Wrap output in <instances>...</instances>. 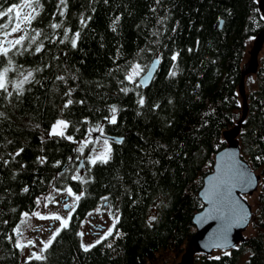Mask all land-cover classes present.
<instances>
[{
  "label": "trees",
  "instance_id": "trees-1",
  "mask_svg": "<svg viewBox=\"0 0 264 264\" xmlns=\"http://www.w3.org/2000/svg\"><path fill=\"white\" fill-rule=\"evenodd\" d=\"M29 2L24 40L0 41L8 49L0 54V264H174L196 229L192 216L204 204L197 192L226 144L223 132L244 111L240 73L250 39L264 28L257 0ZM13 4L26 7L0 0V12ZM13 12L0 16V35L12 30ZM154 57L148 85L140 75L126 79L133 63L142 74ZM244 88L237 137L260 175L250 202L254 232L219 255L196 253L193 264H239L244 250L245 264H264V43ZM59 119L63 136L49 132ZM89 132L122 140L108 139V156L92 163L76 143ZM66 187L81 197L68 225L41 259L24 256L16 226L39 197ZM104 202L117 212L114 226L86 246L80 222Z\"/></svg>",
  "mask_w": 264,
  "mask_h": 264
},
{
  "label": "water",
  "instance_id": "water-1",
  "mask_svg": "<svg viewBox=\"0 0 264 264\" xmlns=\"http://www.w3.org/2000/svg\"><path fill=\"white\" fill-rule=\"evenodd\" d=\"M258 7L264 14V0H257ZM264 43V28L253 36L248 57L244 62L238 84L243 99L244 111L237 123L223 132L226 144L214 154L212 169L203 177L198 196L203 207L192 216L196 229L188 238L184 250L174 264H193L196 253L210 254L213 249H230L244 238V229L250 222L252 207L245 194L253 193L258 188L260 175L241 156L237 137L240 122L247 111L244 79L249 72L258 67V54ZM158 61L154 57L138 81L146 86L152 80ZM104 138L121 141L114 135H101ZM83 169V159L77 166ZM106 203V202H104Z\"/></svg>",
  "mask_w": 264,
  "mask_h": 264
},
{
  "label": "rangeland",
  "instance_id": "rangeland-1",
  "mask_svg": "<svg viewBox=\"0 0 264 264\" xmlns=\"http://www.w3.org/2000/svg\"><path fill=\"white\" fill-rule=\"evenodd\" d=\"M17 11H19L20 15L17 17ZM31 10L27 7L19 6L18 9L14 10V21L13 27L17 23L20 24V30L17 32H12V30L8 33H2L0 35V41L3 43L4 41L13 42L15 39L19 38L23 35V31L26 25V21L23 17L30 13ZM252 39H250V45L252 43ZM136 63H133L128 70L127 75L132 73V69L136 66ZM141 74V68L138 75L134 76V79L137 78ZM1 79V76H0ZM61 120V119H59ZM58 121V120H57ZM56 121V122H57ZM64 121V120H63ZM53 123V125L56 124ZM52 127L49 132H52ZM64 128L61 127L58 131H63ZM77 143L79 150L83 147V150L87 148L88 158L92 161L94 158L101 157V154H104L102 158L104 159L108 156L110 152V145L108 139L104 137L98 136L97 134L88 133L85 137L80 139ZM69 187L63 189H52L47 192L43 196L39 197V203L34 210L31 212H27L28 216L23 215L20 222L16 226L15 230L17 232V242L23 246V255L24 256H32L38 255L42 252L45 243H48L49 240L53 237L57 229L61 226V221L56 220L53 217V214L60 216L63 219H68L72 209L76 203L75 197L79 195V191L74 192L72 189L73 195L68 194ZM253 193L245 194L246 199L253 203ZM65 205L69 207L66 208ZM99 209V211H97ZM40 213L43 217H48L45 219L38 218L33 215V213ZM91 213V215H89ZM117 212L112 208V206L108 203H99L94 208L89 210L83 219L80 222L79 230L81 235L82 244L88 246L92 243L99 240L101 237L107 235L109 233V229L112 228L115 220H116ZM23 221V223H22ZM89 221H91L94 225L105 224V227L100 229L101 231L95 232L96 226H92ZM92 226V227H91ZM18 229V231H17ZM254 232V229L249 222L247 227L244 229V235H249ZM31 242V243H29ZM228 249H213L210 253L211 255H219ZM248 256V251L244 250L239 257V264H245V261ZM172 258V254H171ZM179 260V258L177 259Z\"/></svg>",
  "mask_w": 264,
  "mask_h": 264
},
{
  "label": "snow or ice",
  "instance_id": "snow-or-ice-1",
  "mask_svg": "<svg viewBox=\"0 0 264 264\" xmlns=\"http://www.w3.org/2000/svg\"><path fill=\"white\" fill-rule=\"evenodd\" d=\"M60 2H61V4H64L65 0H60ZM25 6L31 8V7H32V4L29 2V0H25ZM18 7H19L18 5L13 4L12 6H10V7L7 9V12H0V16H2V15H8L9 13H12L14 10L18 9ZM34 10H35V9H33V11H34ZM16 14H17V17H19V15H20L19 11H17ZM61 14H63V13H61ZM32 18H34V17H32L31 13H28V14H26V15L23 17V19H24L25 21H28V22H30V19H32ZM81 23H83V20L81 21ZM5 27H7V25H5ZM52 27H53V28H59V27H61V25H60L59 23H57V24H53ZM19 30H20V24L17 23V24L15 25V27L12 28V32H17V31H19ZM38 34H39V33H37V35H38ZM78 36H79V33H76V37H77V38H78ZM34 39H35V38H33V40H34ZM65 39H68L67 35H65ZM23 40H24V36H20L19 39H17V40L15 41V44H20L21 41H23ZM71 44H72V47L75 48V47H76V39H73V40L71 41ZM36 51L39 52V51H40V48L37 47V48H36ZM7 53H8V49H7V48H2V46H0V54H3V55H5V56H7ZM172 59L175 60V59H176V56L174 55V56L172 57ZM9 62H10V61H9ZM158 62H159V61H156V63H158ZM7 71H8V69H5V70H4V73L6 74ZM139 71H140V66H139V65H136V66L132 69V73L129 74V75L126 77V79H127L129 82H134V76H135V75H138V74H139ZM175 74H176L175 72H171V73H169V75H171V76H174ZM29 75H31V73H29ZM25 79H27V77H26ZM59 79H63V78H62V77H59ZM4 88H5V84L3 83V80L0 79V89H4ZM121 90H122V91H125V92L127 91V89H121ZM71 103H72V101H71V100H68V102H67V104L65 105V107H67V105H70ZM139 103H140L141 106H143L144 100H143L142 97H141V99L139 100ZM111 111H112V113H113V116H112V118H111V123H116V117H115L116 108H115V107H112ZM61 127L66 128V127H67V124H66V122L63 121V120H58V121L56 122V124L53 125V128H52V132H53V134H57V135H61V136H63V135H64L63 131H58V129H60ZM68 139H72V137L69 136ZM80 151H81V152L83 151V147L80 149ZM18 154H19V153H17V155H18ZM103 155H104V154H101V157H97V158H102ZM97 158H94V159L92 160V163H95ZM257 159H261V157H257ZM104 162H107L106 159L104 160ZM25 191H27V189H25ZM67 191H68V194H69L70 196L73 195L72 190H71L70 188H69ZM80 198H81V197H80L79 195H77V196L75 197V199H76L77 201L80 200ZM105 199H106V198H105ZM38 203H39V201H38ZM65 207L68 208L69 206H68V205H65ZM97 211H99V209H97ZM24 215H25V216H28V213H24ZM33 215H35V216H37L38 218H41V219L48 218V217H43V216H41L40 213H38V212H37V213H33ZM89 215H91V213H89ZM52 218L61 221V228L66 227V226L68 225V222H69L68 219H63V218H61L60 216L55 215V214H53V217H52ZM70 218H71V217H69V219H70ZM152 220H155V217H152ZM22 223H23V221H22ZM113 226H114V225H113ZM60 230H61V229H57L56 233H55V234L53 235V237L49 240V242L44 244V249H45V250L49 247V245H50V243H51V240H54V239H55V235H57V234L59 233ZM17 231H18V229H17ZM110 233H111V229H109V234H110ZM80 235H83V233H80ZM29 243H31V242H29ZM97 243H99V241H97ZM93 246H94V245H93ZM87 250H88V248L85 247V251H87ZM34 258L37 259V260H39V259H41L42 257L39 256V255H35Z\"/></svg>",
  "mask_w": 264,
  "mask_h": 264
},
{
  "label": "flooded vegetation",
  "instance_id": "flooded-vegetation-1",
  "mask_svg": "<svg viewBox=\"0 0 264 264\" xmlns=\"http://www.w3.org/2000/svg\"><path fill=\"white\" fill-rule=\"evenodd\" d=\"M89 223L92 225V226H96V229H99V230H94L95 232L97 231H101L100 229L104 228L105 227V224H99V225H94L91 221H89ZM91 226V227H92Z\"/></svg>",
  "mask_w": 264,
  "mask_h": 264
}]
</instances>
